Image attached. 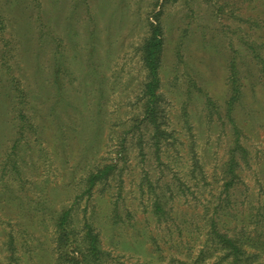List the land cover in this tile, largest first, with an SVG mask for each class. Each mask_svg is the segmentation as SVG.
I'll use <instances>...</instances> for the list:
<instances>
[{
    "label": "rangeland",
    "instance_id": "rangeland-1",
    "mask_svg": "<svg viewBox=\"0 0 264 264\" xmlns=\"http://www.w3.org/2000/svg\"><path fill=\"white\" fill-rule=\"evenodd\" d=\"M158 10L170 136L157 148L141 121L140 46ZM257 52L264 0H0V264H56L67 207L113 264H214L208 218L234 233L249 213L263 217ZM233 64L241 95L229 110ZM236 126L250 155L237 150L239 179L225 190ZM111 162L115 172L84 192Z\"/></svg>",
    "mask_w": 264,
    "mask_h": 264
},
{
    "label": "trees",
    "instance_id": "trees-1",
    "mask_svg": "<svg viewBox=\"0 0 264 264\" xmlns=\"http://www.w3.org/2000/svg\"><path fill=\"white\" fill-rule=\"evenodd\" d=\"M161 10L152 13L149 21V32L143 40L141 50V60L146 70V80L141 89L142 96V119L141 121L152 126V139L157 148L164 140L170 136V131L166 127L165 110L163 97L160 93V67L162 63V53L164 47L163 27L160 23ZM255 58L261 62L264 72V57L258 52ZM232 95L229 98L228 109L231 110L236 101L240 98L241 90L238 83L240 77L235 64L231 67ZM237 137L230 148V157L223 167L225 178L224 189L228 190L234 182L239 179L236 170L237 150H241L242 158L248 159L250 152L240 141V131L235 127ZM247 161V160H245ZM198 166V162L193 163ZM116 163H106L90 172L86 177L84 192L91 195L93 187L97 183L107 180L115 172ZM264 194V183L261 185ZM264 200V197H263ZM155 213L163 211L162 202L155 201ZM261 220H257V213H249L248 223L234 233L219 226L220 220L208 218L209 227L206 233L208 240L217 251L214 264H264V220L263 211ZM253 223L252 227L250 225ZM55 254L56 264H113L114 258L102 247L99 233L88 220H84L83 225L76 228L72 224V209L67 207L61 211L55 222ZM249 226V229L246 226Z\"/></svg>",
    "mask_w": 264,
    "mask_h": 264
}]
</instances>
